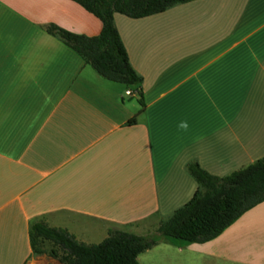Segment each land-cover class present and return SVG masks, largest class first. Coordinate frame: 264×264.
I'll use <instances>...</instances> for the list:
<instances>
[{
    "label": "crops",
    "instance_id": "1",
    "mask_svg": "<svg viewBox=\"0 0 264 264\" xmlns=\"http://www.w3.org/2000/svg\"><path fill=\"white\" fill-rule=\"evenodd\" d=\"M113 18L142 78L123 91L46 30L94 35L97 16L74 0H0V264H65L33 251L37 220L87 243L150 234L196 189L187 161L223 175L264 155V0ZM136 264H264V200L217 236L159 240Z\"/></svg>",
    "mask_w": 264,
    "mask_h": 264
},
{
    "label": "trees",
    "instance_id": "2",
    "mask_svg": "<svg viewBox=\"0 0 264 264\" xmlns=\"http://www.w3.org/2000/svg\"><path fill=\"white\" fill-rule=\"evenodd\" d=\"M97 16V34L74 32L54 23L46 30L77 51L100 75L126 85H139L142 78L129 61L114 23V12L141 17L190 0H74ZM139 102L144 107L140 87ZM132 116L129 121H134ZM198 185L191 197L161 220L156 233L141 235L124 229H109L99 242L78 240L66 228L31 223L29 238L36 253H47L65 264H136L138 254L159 240L175 245L203 242L217 236L244 211L264 200V155L232 171L215 175L195 159L186 163ZM45 240L53 246L42 245Z\"/></svg>",
    "mask_w": 264,
    "mask_h": 264
},
{
    "label": "rangeland",
    "instance_id": "3",
    "mask_svg": "<svg viewBox=\"0 0 264 264\" xmlns=\"http://www.w3.org/2000/svg\"><path fill=\"white\" fill-rule=\"evenodd\" d=\"M90 68H91L93 74H94L95 76H98V77L100 78V80H107V81H105V82H110V84H115L116 86H118V87L121 89V91H123V90L125 89V87L127 86L126 84H124V83H122V82L109 80V79H107V78H105V77L99 75V74L97 73V71H96L92 66H90ZM154 227H155V226H154ZM154 227L152 226L151 228H149V230H152V231H151L152 233H150V234L156 233L157 228H156V227L154 228ZM96 237H97V236H96ZM96 237L90 238V239H93V240H91V241H92L91 243H94V241H98V240H95V239H98V238H96ZM98 242H99V241H98ZM42 245H44L46 248H51V247L53 246V243H52L51 241H45Z\"/></svg>",
    "mask_w": 264,
    "mask_h": 264
},
{
    "label": "built area",
    "instance_id": "4",
    "mask_svg": "<svg viewBox=\"0 0 264 264\" xmlns=\"http://www.w3.org/2000/svg\"><path fill=\"white\" fill-rule=\"evenodd\" d=\"M130 92H131V90H130V89H127V90H126V93H130Z\"/></svg>",
    "mask_w": 264,
    "mask_h": 264
}]
</instances>
